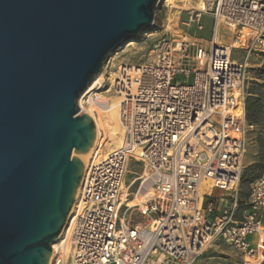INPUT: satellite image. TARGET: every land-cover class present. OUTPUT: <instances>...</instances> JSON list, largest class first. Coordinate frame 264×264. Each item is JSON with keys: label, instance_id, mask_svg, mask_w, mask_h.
I'll list each match as a JSON object with an SVG mask.
<instances>
[{"label": "built area", "instance_id": "1", "mask_svg": "<svg viewBox=\"0 0 264 264\" xmlns=\"http://www.w3.org/2000/svg\"><path fill=\"white\" fill-rule=\"evenodd\" d=\"M184 11L197 31L210 16L205 45L171 20L144 63L119 64L107 87L100 80L77 101L94 124L114 104L119 127L118 145L108 151L106 129L96 128L62 231L69 264H194L218 239L243 257L240 264H264V170L247 200H237L254 129L246 118L248 59L264 50V0H192ZM221 28L231 43L218 41ZM238 48L241 62L232 57ZM132 161L143 171L128 201L124 179ZM123 206L140 221L126 219ZM50 264H65L61 251Z\"/></svg>", "mask_w": 264, "mask_h": 264}, {"label": "water", "instance_id": "2", "mask_svg": "<svg viewBox=\"0 0 264 264\" xmlns=\"http://www.w3.org/2000/svg\"><path fill=\"white\" fill-rule=\"evenodd\" d=\"M161 0H0V264H50L95 139L78 99Z\"/></svg>", "mask_w": 264, "mask_h": 264}, {"label": "rangeland", "instance_id": "3", "mask_svg": "<svg viewBox=\"0 0 264 264\" xmlns=\"http://www.w3.org/2000/svg\"><path fill=\"white\" fill-rule=\"evenodd\" d=\"M165 1L161 0L155 11V18L153 26L140 35L135 37L132 41L125 43L118 47L114 52H112L107 61L102 66L100 74L103 75V81L105 87L108 86L109 78L113 77L119 64L131 63V64H141L146 61V53L150 46L159 38L161 26L170 22L173 25H178L184 28L188 34L200 38L201 44H206L211 38V19L207 24L204 25L202 31L194 33L193 26H187V16L184 11L187 3L192 2V0H168L167 3L171 4V7L165 8ZM158 15V18L156 17ZM218 41L227 45L231 43L233 35L227 31V29L221 28L219 30ZM233 47L235 46L234 41ZM129 44H133L129 46ZM244 51L242 49H236L233 51V59L241 62L244 57ZM248 78H247V93L246 99L256 100L261 99L264 104V50L256 51L249 56L248 59ZM178 81H182L180 76H177ZM114 101V99H112ZM104 125V124H103ZM118 145V139L110 138L109 142L105 145V150L108 151L115 148ZM89 158V156H88ZM264 165V112L260 115L257 123L254 125V129L249 132L248 136V146L247 151L243 161V170L241 176V182L238 192V204L244 202L248 198L250 183L259 175L260 167ZM143 168L141 164L132 161L127 169V173L124 179V192L128 193L127 199L131 200L134 192L138 186V183L133 181L142 173ZM221 191L213 190L212 195H219ZM125 206H123L124 212ZM126 219L129 217L133 222H139L140 218L137 213L131 209L126 210L123 213ZM239 217V216H238ZM63 244L56 248V250L61 251L64 255L65 264H69V243L66 237L61 233L57 245L60 242ZM243 257L239 255L233 247L226 243L225 241L218 239L213 242L200 257L196 259L194 264H240Z\"/></svg>", "mask_w": 264, "mask_h": 264}, {"label": "bare ground", "instance_id": "4", "mask_svg": "<svg viewBox=\"0 0 264 264\" xmlns=\"http://www.w3.org/2000/svg\"><path fill=\"white\" fill-rule=\"evenodd\" d=\"M132 45L133 44H129V46H132ZM100 80H103V75L99 73L98 75H96L94 77V79L92 80V82L90 83V85L88 86V88L86 90L91 88L96 82H98ZM86 90L84 92H86ZM84 113L85 112L83 110L79 111L80 115H83ZM86 113H88L90 115V117L92 118L90 112H86ZM104 116H105V120L97 121L95 119V123H96V124H94L95 125V129L98 128V126L102 125L107 131L108 138H115L116 137V131L118 130V127H119V117H118V110H117L116 106H114V104H112V106H110L109 109L107 111H105ZM95 144H96V132H95V139H94V142L92 144L90 153H92L94 151ZM90 153H89V155H90ZM83 172H84V169H83ZM83 172H82V176H83ZM81 180H82V177H81ZM81 180H80V183H81ZM80 183H79V186H80ZM79 186H78V189H79ZM78 189H77V193H76L74 202H75L76 197L78 195ZM72 207H73V205H72ZM72 207H71V209L69 211L68 217L70 216V214L72 212ZM66 222H67V220H66ZM63 229H62V231H63ZM62 231H61V233H62ZM61 233H60L59 237L61 236ZM63 242L64 241L60 242V244H58V245L56 244L57 242H54L52 244L51 259H52L53 255H54V250H56L57 247L61 246L63 244Z\"/></svg>", "mask_w": 264, "mask_h": 264}, {"label": "trees", "instance_id": "5", "mask_svg": "<svg viewBox=\"0 0 264 264\" xmlns=\"http://www.w3.org/2000/svg\"><path fill=\"white\" fill-rule=\"evenodd\" d=\"M156 17L158 18L157 14ZM263 112H264V104L261 101V99H256V100L246 99V118L249 123L255 125L260 115L263 114ZM263 170H264V165L260 167L259 174Z\"/></svg>", "mask_w": 264, "mask_h": 264}, {"label": "crops", "instance_id": "6", "mask_svg": "<svg viewBox=\"0 0 264 264\" xmlns=\"http://www.w3.org/2000/svg\"><path fill=\"white\" fill-rule=\"evenodd\" d=\"M206 19L209 21L211 18H210V16L205 15V16L203 17V20H202L203 25L207 24ZM193 29H194V31H195L194 33L200 32V31H197L194 27H193ZM189 35H190V34H189ZM190 36H191V35H190ZM192 37L197 38V39L200 40V38L196 37L195 34H194ZM209 40H210V39H209ZM209 40H208V41H209ZM208 41H206V43H207Z\"/></svg>", "mask_w": 264, "mask_h": 264}]
</instances>
